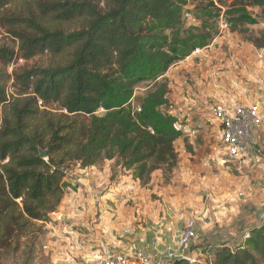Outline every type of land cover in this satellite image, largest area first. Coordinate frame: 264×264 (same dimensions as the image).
<instances>
[{
  "label": "trees",
  "instance_id": "1",
  "mask_svg": "<svg viewBox=\"0 0 264 264\" xmlns=\"http://www.w3.org/2000/svg\"><path fill=\"white\" fill-rule=\"evenodd\" d=\"M19 1L0 0V11ZM23 1L37 10L1 16L20 55L49 53L56 62L16 74L24 89L12 100L0 75V249L13 248L19 264H36L37 222L58 210L74 163L87 168L116 159L141 186L156 170L170 183L184 132L168 110L167 72L210 46L222 19L230 31L247 34L246 25L264 18V0H191L189 26V0ZM248 40L264 47L252 35ZM15 57L0 47L1 61ZM54 103L63 111L42 109ZM205 264H264V221L241 245L220 243Z\"/></svg>",
  "mask_w": 264,
  "mask_h": 264
},
{
  "label": "rangeland",
  "instance_id": "2",
  "mask_svg": "<svg viewBox=\"0 0 264 264\" xmlns=\"http://www.w3.org/2000/svg\"><path fill=\"white\" fill-rule=\"evenodd\" d=\"M233 1L234 0H224L227 5L231 4ZM189 2L186 10L192 14L193 6L191 0H189ZM101 6H104V3H102ZM250 9L254 11L256 15L262 11L260 7H253ZM30 10H37L36 5L33 3L32 5H27L23 0H20L0 11V47H7L14 50L16 53V57L11 62L0 60V75L3 80H5L11 100L13 96H20L21 91L24 89V84L20 82L16 74H20L31 67H49L56 62V58L49 53L40 54L30 59L22 57L19 51L18 40H16L9 31L10 28L7 24L9 21H2L3 19H1L3 14L10 15L14 12L26 16ZM194 22V18L184 19L186 26ZM76 25L77 24L73 26L68 25L66 28L74 29ZM245 27L249 30L247 34H242L238 31H230L228 24L222 19L220 21V35L216 37V40L210 46L203 49H196L191 56L174 64L166 74L170 83V89L167 95L169 97L168 110L172 115L178 117L177 126L186 132L190 130L187 129L188 126H191V128L195 130L197 126L199 127L200 125L196 124L198 120L197 116L203 117L204 121L202 123H206V126L209 127L207 133L208 136L211 135L210 138L213 139L214 145L219 141V138H215L216 134L211 131L213 126L211 122L208 121V118L210 119V108L221 100H225L226 102H229V100L237 102L240 97L246 96L248 93L252 92L256 86L259 87V85H264V47L258 49L253 42L248 40V37L252 35L261 43H264V18L256 25H246ZM147 85V83L141 84L136 88L135 94H141L147 89ZM45 108L54 112L63 111L55 103L42 106V109ZM215 122L217 124L219 123L218 121ZM253 135L256 137V133L253 132ZM178 139L176 149L178 152L179 164L176 169L181 166L182 161L190 157L188 155L195 154L193 145L189 144L190 141L187 138L180 137ZM199 142H202V140H199ZM217 144L220 148V141ZM199 145H201L202 148H199L196 154H208L210 147L205 149L203 148L204 143H200ZM219 155L224 157L222 151L219 152ZM190 160L194 164L198 162V159L196 160L192 157H190ZM108 161L111 160H103L96 164V167L100 169L101 172H105L109 164L111 168L108 176L109 180L101 187H98L99 191L102 190V192L100 191L98 196H96V198L98 197V203L104 193L108 191L119 192L118 187L120 186L125 188V192L127 193L124 197L126 198L122 199L121 196H118L119 200L117 199L118 201L112 204V209L108 208L107 214V211L95 210L93 214H89V218L83 215V220L89 219L86 223L63 219L61 215H57L59 208L45 220L38 221L37 224L41 226V231L38 233L37 237L36 264H98L96 255L99 252H97V250H102L105 244H113V232L115 234L118 232L119 234H125L132 230L135 231V224L133 221L137 217L138 210H135L134 207H137V209L140 207L136 205L137 199L134 200L131 194V191L134 189H137L139 192L144 191L146 194L140 193L141 198L137 200V203L141 201L142 204H144L147 199L155 202L156 207L162 208L166 204L165 198L171 196V199L174 200L173 202L176 203L173 207H175V209H182V220L186 221L190 217H194L197 224H202L198 237L193 243V251L196 253L197 259L200 260L198 264H205L209 262V259H213L214 251L217 246L212 244V239L216 237H223V239H225V236L230 239L235 237L229 236L230 233H228L229 230H226L227 228L225 232L224 229L218 227L220 231L216 233H212L216 231V228H211L208 232L209 234H207L210 236V241L206 242V244L198 243L200 234L204 233V230L207 228H203L205 220H203L202 217L203 214H207V211L202 212L203 204H208V202L216 203L214 202V200H216L215 198L222 194V192H220L221 188H219L218 185L222 184L220 180H224L223 183L227 184V182H225L228 178L227 175L223 177L213 176L211 179L210 175L208 181L209 185L213 187L210 189L207 184L202 182L203 180L201 181L202 176L206 174L205 172L201 173V175L203 174L201 177H193L190 179L188 171L186 172V176L181 172L175 174V170L170 183H166L163 179L162 170H156L152 175L151 182L147 186H139L134 182V177L131 178L132 173L130 170ZM228 165L229 162L226 161L224 163L225 167L223 168L231 167V171L234 172L235 175H237V172L239 173V171L232 169V165ZM83 169L85 168H82L76 163L71 166L67 177V184L69 186L68 192L69 189L70 191L78 189L76 186V177L83 174ZM210 171L214 173L217 172L214 167L210 169ZM213 172L210 174H213ZM226 189L229 191L227 187ZM251 196L252 195L246 194L244 197L247 198ZM244 197L242 195L240 200L244 203L241 207L243 209L242 211H244L243 215H247L246 219L250 227L254 223L258 224V222L261 221V217L255 203L248 202V204L245 205L247 202H244ZM121 199L122 201L125 200L124 211L127 214L125 213L124 215L120 214V212H123V209H120V207L123 206L120 204ZM109 200L114 202L113 199ZM115 204H118L119 206L117 207L119 208H117ZM225 204L219 205L218 207L212 206V210L215 209L217 212L211 211L210 216L208 217L207 215V218H213L215 215V219L220 218L221 223L228 220L229 218L227 215L229 214V210H227L228 207H226ZM243 215L242 217H244ZM145 220L146 216L142 213V219L139 220L137 224H145ZM263 221L256 227L261 226ZM247 223H245L246 226ZM241 224L242 223L238 222V227H240ZM127 226H131L132 228ZM237 229L240 231V228ZM249 235L250 230L247 231L241 239L237 236V238H235L236 241L233 242V240H231L230 242V239L227 241L230 243L231 248H235V246L241 245L244 239ZM101 240L103 244L99 245ZM19 260V255L13 248L3 247L0 249V264H19Z\"/></svg>",
  "mask_w": 264,
  "mask_h": 264
},
{
  "label": "crops",
  "instance_id": "3",
  "mask_svg": "<svg viewBox=\"0 0 264 264\" xmlns=\"http://www.w3.org/2000/svg\"><path fill=\"white\" fill-rule=\"evenodd\" d=\"M263 90H264V85H259V87L256 86L255 89L252 90V92L248 93V95L246 96L240 97V99L237 101L246 105H253L254 103L259 102L261 106V114L263 116V123L260 125V127H255L253 129V132L256 133L258 147L253 153H251V155L247 157L246 160H244L242 164L239 165L229 160L225 156L222 147L220 148L218 147L217 143L220 141L219 138L220 127H219V123L217 124L214 120L211 119V117L210 119L208 118V121H210L213 126L211 131L216 134L215 138H219V141L215 145L213 143V139L210 138L211 135L208 136L207 131H209V127L206 126V123H202L204 121L203 117L197 116L198 120L196 121V124L197 125L200 124V125L199 127L196 125L197 128L195 130L192 129L191 126H188L187 128L190 129L189 131L187 130L186 132L183 130L184 134L182 138H187L190 141L189 144L193 145V150L195 151L194 155L190 154L188 156L196 160L198 159V162L197 164H194L190 160V157H188V159L181 162V166L178 169H176L175 174L177 172H181L182 174L186 175V172L188 171L189 172L188 176L190 177V179H192L193 177H201L203 175V174L201 175V173L205 172L206 174L205 176H202L201 181L203 180L202 182H204V184H207L210 189L212 187L209 185V181H208L210 175H211L210 179L213 176H221V177H223L224 175L228 176L227 180L225 181L227 182V184L223 183L224 180L223 181L220 180V183L222 184L218 186L219 188H221L220 192H222V194H220L219 197L215 198L216 200H214V202L216 203L208 202V204L206 203L203 204L202 212L207 211V214H203L202 217V219L205 220L203 223V228L205 227L207 228L204 230V233L200 234V238L198 242L200 244L201 243L206 244V242L210 241L209 238L210 236L207 234H209L208 232L211 228H216V231L212 233L219 232L220 229L222 228L224 229L225 232L226 230H229L228 231V233H230L229 236L231 237L235 236L234 238L232 237L231 239L227 236H225L226 237L225 239H223V237L222 238L216 237L214 238L215 240L212 239L213 245L218 246L220 243H226L227 245H230V243L227 240L230 239V242L231 240H233L234 242L236 241L235 238H237V236L239 239L243 238L244 237L243 235L247 231L258 226V224L263 221L264 218V208H263L264 205V91ZM199 140H202V142H199ZM200 143H204L203 148L205 149L207 147L208 148L210 147V151L208 152V154L207 153L196 154L197 150L199 148H202V146L199 145ZM219 150L222 151V154L224 155L225 158L222 157V155L221 156L219 155L220 152ZM226 161L229 162L230 166L232 165L234 167V168L232 167V169H234L235 171H239V173L237 172L238 176L231 171V167L223 168L225 167L224 163ZM108 162L116 163V160H111ZM109 165L108 168H106L105 172H101L100 169L96 167V165L83 169L82 171L83 174L76 177V181H77L76 186L78 187V189L71 191L69 189V192L66 194L61 205L59 206V210H58L59 212H57V215H61L63 219H67V220L70 219L75 222L79 221L81 223H86L88 222L89 219L83 220L84 219L82 217L83 215H86L87 218H89L88 217L89 214L90 215L93 214L95 210H101L103 212L107 211L106 212L107 214L108 208L112 209L113 208L112 204L116 203L119 200L118 196H121L122 199H125L126 197H124V195H126L127 192H125L124 187L120 186L118 187L119 192L108 191L104 193V195H102V198L98 203L97 200L98 197L96 198V196H98V193L100 191L102 192V190L100 191L98 190V187H101L109 180L108 176L111 170ZM213 167L217 172L214 173L213 171H210V169H212ZM212 172L213 174H210ZM133 177L134 176L131 175V178ZM134 182L136 183V185L141 186L138 180L136 182L135 178H134ZM226 187L229 189V191L226 189ZM140 193L145 194L144 191L139 192L137 189L131 191L134 200L135 199L139 200V198H141ZM245 193L247 195L249 194L252 196L245 198L244 197L246 195ZM242 195L244 197V202H247L245 205H247L248 202H251V203H255V206H257L260 212L259 215L261 217V221L258 222V224L254 223L252 226L250 227L248 226L246 219L247 215L245 216L243 215L244 211H242L243 209L241 207L244 205V203L240 201ZM171 198H172L171 196L165 198L166 204L162 208L156 207L155 202H152L151 200L146 199L144 204H142L141 201L137 203L136 200V205H138L140 208L137 209V207H134L135 210H138L137 217L133 221V223L135 224L134 226L135 231L133 230H132L133 232L129 231L127 232L128 234L127 233L119 234V232L115 234L113 232L112 243L116 245H121V247H128L131 245L140 246L156 256H158V254L166 248V245L174 244L180 233V230L185 225L184 223L187 220L186 221L182 220L181 217L182 209L179 208L175 209V207L173 206L176 205V203L173 202L174 200ZM109 199H113L114 202H111ZM122 199L120 204L123 206L120 207V209L121 210L123 209V212H120V214L124 215L126 213L124 211L125 200L122 201ZM222 204L223 205L225 204V206L228 207L227 209L229 210V214L227 215V217L229 218L228 220L221 223L220 218L215 219L214 217L215 215L213 216L215 220L211 217L207 218V215L208 217L210 216L211 211L213 212L216 211L215 209L212 210L213 208L212 206L218 207L219 205ZM115 206L117 207L119 205L115 204ZM141 212L144 213L146 216L145 224H137L139 220L142 219ZM242 215L244 217H242ZM238 222L242 223L240 227H238ZM245 223H247V226ZM199 225H200L199 226V231H200V227L202 224ZM127 227L132 228L131 226H127ZM218 227L220 229H218ZM237 228H240V231ZM102 244L103 242L101 240V243L99 245ZM110 245L111 244L109 243L105 244V246L103 245L102 250H97V252L100 253L105 250L107 251Z\"/></svg>",
  "mask_w": 264,
  "mask_h": 264
},
{
  "label": "built area",
  "instance_id": "4",
  "mask_svg": "<svg viewBox=\"0 0 264 264\" xmlns=\"http://www.w3.org/2000/svg\"><path fill=\"white\" fill-rule=\"evenodd\" d=\"M185 17L192 18L189 12ZM210 117L219 122V138L225 156L239 165L242 164L258 147L253 129L263 123L259 102L246 105L221 100L210 108ZM184 224L174 244L166 245L158 256L140 246L121 247L111 244L107 251L96 255L97 262L98 264H174L178 258H188L192 264H198L200 260L193 251V243L199 234V224L194 217H190Z\"/></svg>",
  "mask_w": 264,
  "mask_h": 264
},
{
  "label": "water",
  "instance_id": "5",
  "mask_svg": "<svg viewBox=\"0 0 264 264\" xmlns=\"http://www.w3.org/2000/svg\"><path fill=\"white\" fill-rule=\"evenodd\" d=\"M41 156L46 157V151H41ZM65 169V168H64ZM109 254V253H108ZM174 264H192L188 258H178L174 261Z\"/></svg>",
  "mask_w": 264,
  "mask_h": 264
}]
</instances>
